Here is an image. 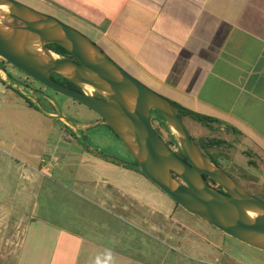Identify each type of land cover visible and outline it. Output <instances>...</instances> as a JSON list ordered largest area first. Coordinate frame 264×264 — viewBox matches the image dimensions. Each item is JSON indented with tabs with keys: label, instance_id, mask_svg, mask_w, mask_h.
Segmentation results:
<instances>
[{
	"label": "rangeland",
	"instance_id": "rangeland-1",
	"mask_svg": "<svg viewBox=\"0 0 264 264\" xmlns=\"http://www.w3.org/2000/svg\"><path fill=\"white\" fill-rule=\"evenodd\" d=\"M15 1L33 4L25 6L52 16L91 39L129 74L169 100L198 144L206 138L224 141L220 151L212 152L216 162L250 194L264 200V101L250 94L252 87L226 88L225 92L220 87L219 93L224 95L218 98L230 106V119L191 100L185 104V97L149 81L133 68L130 60L113 54L83 26L27 0ZM5 22L10 24L11 20ZM0 69L9 82H0V264H60L61 260L66 264H197L198 258H204L200 252L196 256L186 248H181L183 254L176 256L142 231L140 215L146 217L149 209L174 211L176 203L138 172L132 155L98 115L28 79L2 58ZM212 91L216 96L215 89ZM62 115L71 120L68 123L72 126L89 127L74 132L58 118ZM195 116L214 117L217 122L209 127ZM158 122L154 126L179 153L173 136ZM85 147H90L91 152ZM86 152H99L103 155L99 159L116 166L121 164L115 160L126 163L138 178L127 175L120 179L126 172L123 168L100 172L95 167L98 157ZM118 181L121 188L114 186ZM168 211L164 214L172 213ZM175 213L217 235L218 241L227 239L237 257L264 264L263 251L224 237L180 207ZM153 219L160 222L158 215ZM4 238H11L13 245L4 246ZM206 246L202 252L208 251Z\"/></svg>",
	"mask_w": 264,
	"mask_h": 264
},
{
	"label": "water",
	"instance_id": "water-1",
	"mask_svg": "<svg viewBox=\"0 0 264 264\" xmlns=\"http://www.w3.org/2000/svg\"><path fill=\"white\" fill-rule=\"evenodd\" d=\"M8 20L23 26H13L5 22ZM53 44L70 55L56 53L48 47ZM0 58L102 118L141 173L188 213L264 252V200L248 193L203 153L169 100L129 74L91 39L15 0H0ZM53 74L81 91L60 84ZM0 80L9 83L1 69ZM157 113L183 157L154 129L151 121ZM58 118L72 129L77 127L76 132L87 129L70 125L71 120L63 115ZM207 178L224 191L211 185Z\"/></svg>",
	"mask_w": 264,
	"mask_h": 264
},
{
	"label": "crops",
	"instance_id": "crops-1",
	"mask_svg": "<svg viewBox=\"0 0 264 264\" xmlns=\"http://www.w3.org/2000/svg\"><path fill=\"white\" fill-rule=\"evenodd\" d=\"M27 1L83 26L113 54L124 55L149 81L185 97V104L191 100L230 119V106L218 98L224 95L220 87L224 92L252 87L250 94L264 101V0ZM95 163L100 172L126 169L120 179L138 178L128 164L116 166L102 159ZM119 182L114 186L121 188ZM3 242L8 248L13 245L11 238ZM214 264L252 263L234 251L230 257H217Z\"/></svg>",
	"mask_w": 264,
	"mask_h": 264
},
{
	"label": "flooded vegetation",
	"instance_id": "flooded-vegetation-1",
	"mask_svg": "<svg viewBox=\"0 0 264 264\" xmlns=\"http://www.w3.org/2000/svg\"><path fill=\"white\" fill-rule=\"evenodd\" d=\"M18 23L15 20H11L10 24L13 26H23V25H19ZM65 56H69V55H65ZM62 79L66 80L64 78H62ZM34 81H36V80H34ZM57 82H59L62 85L68 86V85H66L65 81L57 80ZM68 87H70L71 89L77 90V91H81V89L76 85L74 87H71V86H68ZM95 96L99 97L96 94H95ZM73 101L75 103H78L75 100H73ZM78 104H80V103H78ZM80 105H82V104H80ZM100 121L103 123L102 118H100ZM155 121L158 122V119L153 117L152 121H151L152 125H153L154 129L156 130V132L162 137V135L160 134V131L157 130V128L154 126ZM158 123L161 124L160 121ZM168 145L170 146V144H168ZM198 145L200 147V144H198ZM85 149L87 151L89 149V151L91 152L90 147H88V148L85 147ZM95 154L99 155L100 153L98 152ZM100 155H102V154H100ZM182 157H183V155H182ZM115 162L120 163L121 165L126 164V163L120 162L118 160H115ZM218 166H220V165L218 164ZM213 186L215 188L221 190V191H224L217 184H216V186L215 185H213ZM174 203H176V202L174 201ZM178 207H180V206L176 203V207L174 208V211L173 210L168 211V209H162V210H160V209H155V210L151 209L150 210L149 209L150 214H148L146 217H143L140 215L139 219H138L140 221L141 227H143V229H144V230L142 229V231H144V233H147L146 235H148L149 238H151L153 241L157 242L160 246L162 245L170 253H173L175 255L176 254H179V255L183 254V251H180L181 248H186L190 254L194 253L196 256L198 255V252H200L201 256L204 258H198V260L196 261L197 264H214V261L216 260L217 257H219V256L220 257L221 256L230 257L234 253V246L227 239H222L221 241L220 240L218 241L219 238L217 239V235L210 233L209 230H203V229L199 228L197 225L192 224V221H187V219H182V218L176 216L175 211L177 210ZM180 208L183 209L182 207H180ZM166 211L172 212V213L164 214V212H166ZM184 211H186V210H184ZM156 215H158L160 217V220H159L160 222H157L156 220L153 219V216H156ZM190 215H192V214H190ZM192 216H195V215H192ZM195 217H198V216H195ZM199 219L202 220L201 218H199ZM202 221H204V220H202ZM207 224L212 226L209 223H207ZM212 227H214V226H212ZM214 228L217 229L216 227H214ZM217 230L220 231L219 229H217ZM222 234L224 237H229L228 235L224 234L223 232H222ZM229 238H231V237H229ZM206 244L208 246H206ZM204 246L207 247L208 251H206V250H205V252L201 251V249H203ZM189 259L195 260L196 258L191 257Z\"/></svg>",
	"mask_w": 264,
	"mask_h": 264
},
{
	"label": "trees",
	"instance_id": "trees-1",
	"mask_svg": "<svg viewBox=\"0 0 264 264\" xmlns=\"http://www.w3.org/2000/svg\"><path fill=\"white\" fill-rule=\"evenodd\" d=\"M18 23V22H17ZM19 25H22V24H20V23H18ZM48 47L50 48V49H52V50H54L56 53H58V54H61V55H70V53L66 50V49H64L63 47H61V46H59V45H56V44H53V45H48ZM26 77L28 78V79H32L31 77H29L28 75H26ZM53 79H55L56 81L57 80H62V81H65V83H66V85H68V86H71V87H74L75 85L74 84H72L71 82H69V81H67V80H63L60 76H58V75H56V74H53ZM33 80V79H32ZM0 82H1V80H0ZM35 82H37V81H35ZM9 87V86H8ZM10 88V87H9ZM27 100V102L29 103V105L30 106H33L34 107V105H33V103L30 101V100H28V99H26ZM183 111H185V112H188V111H186L185 109H182ZM178 112V111H177ZM53 114V113H52ZM178 114H179V116L181 117V114L178 112ZM157 115V117L159 118L158 120L160 121V123L162 124V125H164V127L165 128H167L166 126H165V123H164V120L162 119V117H161V115L159 114V113H157L156 114ZM195 119H197V120H199L201 123H205L206 124V126H209V127H211V125L210 124H214V123H216L217 121L215 120V119H213V118H209V117H207V118H204V119H202V117H200V116H195L194 117ZM116 134V133H115ZM117 136V135H116ZM118 137V136H117ZM173 142H175L174 141V139H173ZM176 144V143H175ZM223 144H225V142L224 141H222V140H218V139H212V138H206V139H203L201 142H200V148H201V150L203 151V153L211 160V161H213L215 164H217L218 165V163L216 162V159L214 158V156H213V154H212V152L213 153H215V150L216 151H220L222 148H223ZM178 155L179 156H182V154H181V152H179L178 153ZM134 167L141 173V171L139 170V167H138V165H137V163H136V161L134 160ZM142 174V173H141ZM143 175V174H142ZM144 176V175H143ZM175 177H177L176 175H175ZM207 180L209 181V183L211 184V185H215L216 186V184L213 182V180H211V179H209V178H207Z\"/></svg>",
	"mask_w": 264,
	"mask_h": 264
}]
</instances>
